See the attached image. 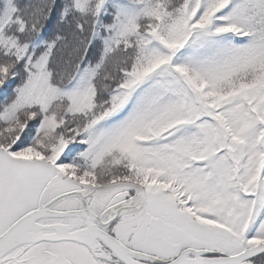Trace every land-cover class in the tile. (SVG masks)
Here are the masks:
<instances>
[{"label":"snow or ice","instance_id":"snow-or-ice-1","mask_svg":"<svg viewBox=\"0 0 264 264\" xmlns=\"http://www.w3.org/2000/svg\"><path fill=\"white\" fill-rule=\"evenodd\" d=\"M0 264H264V0H0Z\"/></svg>","mask_w":264,"mask_h":264}]
</instances>
